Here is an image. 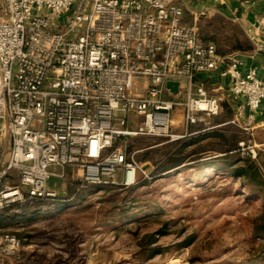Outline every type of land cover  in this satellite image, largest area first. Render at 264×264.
<instances>
[{
  "label": "built area",
  "instance_id": "obj_1",
  "mask_svg": "<svg viewBox=\"0 0 264 264\" xmlns=\"http://www.w3.org/2000/svg\"><path fill=\"white\" fill-rule=\"evenodd\" d=\"M205 1L224 0H0V213L55 198L46 183L65 168L82 188L134 184L141 166L127 137L175 141L218 126L222 97L199 74L226 77L227 123L253 136L264 75L243 71L240 52L220 55L199 39L208 11L193 6ZM244 32L249 54L264 51V14ZM21 248L17 235L0 233L1 264Z\"/></svg>",
  "mask_w": 264,
  "mask_h": 264
},
{
  "label": "rangeland",
  "instance_id": "obj_2",
  "mask_svg": "<svg viewBox=\"0 0 264 264\" xmlns=\"http://www.w3.org/2000/svg\"><path fill=\"white\" fill-rule=\"evenodd\" d=\"M216 129L189 135L195 142L184 151L197 155L158 173L155 161L173 141L127 137V153L135 151L141 166L134 184L82 188L65 168L46 183L59 197L1 212L0 233L16 234L21 251L44 264H264V232L254 228L264 213V130L219 153ZM247 160L258 169L256 182L232 173Z\"/></svg>",
  "mask_w": 264,
  "mask_h": 264
},
{
  "label": "trees",
  "instance_id": "obj_3",
  "mask_svg": "<svg viewBox=\"0 0 264 264\" xmlns=\"http://www.w3.org/2000/svg\"><path fill=\"white\" fill-rule=\"evenodd\" d=\"M184 20L189 21L190 14L186 11ZM198 37L201 41L206 43H211L214 45L215 50L220 55H226L231 52H250L252 50V44L247 38L244 30L235 22L227 19L220 13L205 14L199 17L198 21ZM231 115V109L225 101H220V112L214 117L213 121L215 124H219L215 128L221 132V142L219 143V148L214 149L217 152H227L233 148L239 139L245 137V131L237 126H233L227 123ZM204 132V131H201ZM185 139H178L170 142L169 148L161 153L158 160L155 161L156 167L154 172H164L169 169L175 168L185 161H188L190 157L197 155V149H189L184 151L187 145L195 142V137H184ZM194 139V140H193ZM153 145V144H149ZM147 145V146H149ZM163 144L157 145L162 146ZM164 148V147H163ZM213 150V148H203L201 151ZM202 153V152H201ZM146 158L143 155L141 159ZM255 163L252 161H245L243 164L237 165L233 168L232 173L237 176H242L248 178V180L256 182L259 172L257 171ZM73 185L78 184V182H72ZM105 187H113L107 185ZM117 188V187H116ZM56 196L53 199L58 198ZM49 199H34L31 202H42ZM30 202V203H31ZM29 202L24 203V206L28 205ZM23 206V207H24ZM11 219V216L6 217ZM5 220V215L0 213V226L3 225ZM255 231L259 234L264 232V213H262L261 218L259 217V223L254 225ZM16 235V234H15ZM19 250L17 257H11L4 260L3 264H44L38 257L35 258L33 253H25ZM11 259V260H9Z\"/></svg>",
  "mask_w": 264,
  "mask_h": 264
},
{
  "label": "crops",
  "instance_id": "obj_4",
  "mask_svg": "<svg viewBox=\"0 0 264 264\" xmlns=\"http://www.w3.org/2000/svg\"><path fill=\"white\" fill-rule=\"evenodd\" d=\"M201 7L207 9V15L220 13L227 19L237 23L242 30H244V27L252 22L257 15L264 14V0H224L217 4L205 1L197 3L193 6V9H200ZM187 12L190 14V17L189 21H185L190 23L192 21V13L190 11ZM240 54V59L242 61L241 69L243 71L249 67H255L259 75H264V51L254 55H251L248 52H240ZM197 77L203 82L209 94L217 95L226 99L227 101H225V103H227L232 110L234 104L230 98L228 80L226 77L220 76L218 71L211 74H199ZM225 95L226 97H224ZM231 116L232 114L229 119ZM251 126L253 132L256 133L259 130H264V103L252 113ZM189 130L195 131L193 126H191Z\"/></svg>",
  "mask_w": 264,
  "mask_h": 264
},
{
  "label": "water",
  "instance_id": "obj_5",
  "mask_svg": "<svg viewBox=\"0 0 264 264\" xmlns=\"http://www.w3.org/2000/svg\"><path fill=\"white\" fill-rule=\"evenodd\" d=\"M166 85L172 90L175 91L176 87H177V83L176 82H167Z\"/></svg>",
  "mask_w": 264,
  "mask_h": 264
}]
</instances>
